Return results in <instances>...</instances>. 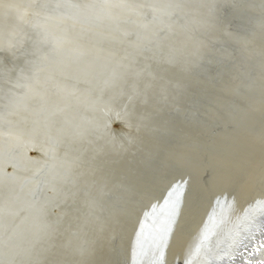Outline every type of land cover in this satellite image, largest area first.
I'll use <instances>...</instances> for the list:
<instances>
[{
  "label": "bare ground",
  "instance_id": "bare-ground-1",
  "mask_svg": "<svg viewBox=\"0 0 264 264\" xmlns=\"http://www.w3.org/2000/svg\"><path fill=\"white\" fill-rule=\"evenodd\" d=\"M67 1L70 14L52 21L51 34H31L53 0H0V183L16 174L36 185L53 167L55 186L66 187L45 223L56 227L70 210L75 216L67 229L88 230L89 240L83 250L70 231L49 239V264H112L115 255L118 264H132L142 213L172 184L187 181L166 247V264H184L218 196L235 200L222 239L238 223L245 227L237 217L264 199V92L250 96L264 86V42L252 45L260 35L243 34L255 18V25L264 22V0H211L187 22L186 33L174 25L175 34H116L104 24L98 31L85 21L91 7L118 22L127 0ZM130 54L149 59L138 84L141 68L130 67ZM201 60L213 66L202 67ZM118 68H126L128 79L115 83ZM5 91L13 104L1 96ZM128 102L131 111L119 108ZM60 154L68 170L57 166ZM253 231V241L223 264L264 260V250H256L261 235Z\"/></svg>",
  "mask_w": 264,
  "mask_h": 264
},
{
  "label": "water",
  "instance_id": "water-1",
  "mask_svg": "<svg viewBox=\"0 0 264 264\" xmlns=\"http://www.w3.org/2000/svg\"><path fill=\"white\" fill-rule=\"evenodd\" d=\"M114 1L120 2L121 0H110V2ZM127 1L129 4L131 3L133 5H129L128 3L127 5H124V8L120 15L121 17H124V21L119 20L117 22L116 19L118 18L116 15H112L113 18L108 19L107 17H105L106 12L104 13V11L102 13L98 12L96 14L95 10L98 9L91 6V13H89L86 18L84 17L85 21L90 23V25L98 31L100 30V27H102V24H104L106 25L104 30L109 31L110 33H112V30L119 31L118 33L113 32L116 34H125V32L122 31L123 29H126L127 31L130 30L131 34H175L171 31L174 30V25H177V29H180L181 31L186 33L190 29V25L187 22L193 23V19L195 17L194 14L201 9L202 4L207 5L208 3V5H210L211 3V0H172V3L166 4H164L165 0ZM75 2H77V0H74V3ZM68 3L69 2L67 0H53L52 4L49 6V13L45 14V16L43 15L41 19H39V22H36V25L34 23L31 29V34H51L54 31L51 24L52 21L61 16H68V14H70L67 10V8L69 7ZM242 4V2L240 4L236 3L234 7L239 8L242 6ZM217 7V4L212 6L210 12L213 13ZM219 13L220 18L225 19L230 14L228 7H223V9H221ZM255 17H257V15ZM93 18L94 21H91ZM255 19L252 20L251 24L247 25L248 28L243 33L248 36L249 34H255V36H257V34L260 35V37L258 38H254L252 36L253 41L250 40L253 42L252 45H255L254 43H256L257 41H260L261 43L264 42V22H262L263 19L257 25L253 23ZM125 20H128V22L126 23ZM84 24L87 23L84 22ZM107 24L108 29L106 28ZM229 29H233L232 26H230ZM251 29H253L254 31L251 32ZM26 52L27 55L31 53L32 59L30 58V60L33 61V50L28 49ZM131 56L133 57V61L131 60L130 67L132 69L136 66L138 68H141V70L138 72L139 75L136 76L137 82L140 76H145V73L142 71V69H146L145 71H147V67H149L147 63L149 59L147 58V56H144L141 60L140 58H138L139 56L135 54H130L129 57ZM199 63H201L202 67H207L206 65H208V67L213 66V64H208V62H206L205 60H201ZM125 70L126 68H118V70L114 72L116 81L115 83H119L122 78L128 79ZM198 73L200 74V70L198 71ZM123 74H125L126 77H123ZM139 81L136 84H138ZM263 88L264 86L259 90L257 89L256 92L251 93L250 96H252V99L259 97L258 95L264 92ZM6 91L2 93L1 96H3V99H5V101L8 102L9 100L10 103L8 104L11 105L14 102L10 101L11 94L9 92L6 94ZM248 91L250 92L251 89L249 88ZM140 98L143 105L147 104L146 94H140ZM115 104L116 107H118V102H115ZM121 107H126L128 111H131L132 109L131 103L129 104V102L123 106H119V108ZM230 111L232 112V114H235V111L233 109H230ZM108 123H110L111 126H113V128L117 130L120 126V124L116 120H111ZM155 127H157L156 130H158L159 124H155ZM19 128L21 129V127ZM34 130L35 129L29 130L30 135L34 134ZM214 132L215 131L213 130V133ZM29 153L31 155L34 154L33 152ZM59 158L61 162L59 161L57 166L65 167L67 168L66 170H68L70 168V163L68 162L65 154H60ZM11 167L12 166H8L7 169L10 170ZM53 169L54 168L52 167L50 173L48 174V178L44 177V179L40 180L36 185L34 184L36 183V180L31 178L30 176V178H27L26 176V178H23L21 180L19 177L17 178L16 174L12 175L11 177H7V181L5 183H0V264H47V262L49 264V252L52 248V244H47L48 240L51 238L62 239L65 237V235H67L68 231L72 233L73 237L75 236L74 240L79 239L77 241V244H81L82 249L84 248V246L86 248V244L89 240L88 238H86L89 237L86 235L88 230H79V228L74 230L73 226H71L69 230L67 229L69 225H73L69 224L68 222L70 215L73 218L75 216V214L70 210L63 214L61 220L56 223V227L54 226V224L49 225L45 223V220L48 218L46 217L48 213V207L57 199L64 198L63 195L61 197V194L64 193L63 191L66 189V187L59 188L55 186L57 181L55 180L53 175L51 176V171H53ZM54 181H56V183ZM65 183L68 182L66 181ZM121 183L122 181L120 182V180L116 182V184ZM52 186L53 192L50 191ZM120 188H123V186ZM83 238H86L85 242ZM66 252L67 250H65V253ZM117 259L118 256L115 255L116 261H113L112 264H118Z\"/></svg>",
  "mask_w": 264,
  "mask_h": 264
},
{
  "label": "snow or ice",
  "instance_id": "snow-or-ice-1",
  "mask_svg": "<svg viewBox=\"0 0 264 264\" xmlns=\"http://www.w3.org/2000/svg\"><path fill=\"white\" fill-rule=\"evenodd\" d=\"M186 185L187 181L172 184L162 198H158L144 210L135 234L132 264H166L167 243L178 223ZM234 211V199L228 200L227 196L215 199L185 252L184 264H223L225 258L234 260L235 256L231 253L239 247L246 248L245 241H253V229L261 235L256 250H264V199H257L248 205L237 217L245 227L238 223L222 239L220 229ZM260 264H264V260Z\"/></svg>",
  "mask_w": 264,
  "mask_h": 264
}]
</instances>
